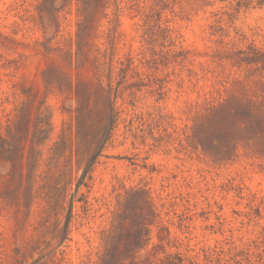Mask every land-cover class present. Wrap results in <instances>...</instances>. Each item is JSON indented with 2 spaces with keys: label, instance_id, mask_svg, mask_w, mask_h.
<instances>
[{
  "label": "rangeland",
  "instance_id": "1",
  "mask_svg": "<svg viewBox=\"0 0 264 264\" xmlns=\"http://www.w3.org/2000/svg\"><path fill=\"white\" fill-rule=\"evenodd\" d=\"M0 264H264V0H0Z\"/></svg>",
  "mask_w": 264,
  "mask_h": 264
}]
</instances>
